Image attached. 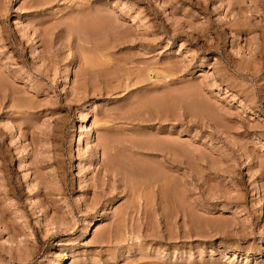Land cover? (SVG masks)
I'll use <instances>...</instances> for the list:
<instances>
[{
    "label": "rangeland",
    "instance_id": "obj_1",
    "mask_svg": "<svg viewBox=\"0 0 264 264\" xmlns=\"http://www.w3.org/2000/svg\"><path fill=\"white\" fill-rule=\"evenodd\" d=\"M0 264H264V0H0Z\"/></svg>",
    "mask_w": 264,
    "mask_h": 264
},
{
    "label": "bare ground",
    "instance_id": "obj_2",
    "mask_svg": "<svg viewBox=\"0 0 264 264\" xmlns=\"http://www.w3.org/2000/svg\"><path fill=\"white\" fill-rule=\"evenodd\" d=\"M96 21H97V20H96ZM90 22H91V21H90ZM96 23H97V22H96ZM158 141H159V140H158ZM153 142H154V141H153ZM149 143H151V142H149ZM153 144H156V147H158L157 144H159V142H156V141H155ZM154 147H155V146H154ZM148 148H149V147H148ZM151 148H153V146H152ZM153 149H155V148H153ZM121 151H122V150H121ZM113 153H114V152H113ZM128 164H129V163H128ZM132 164H133V163H132ZM132 164H131V165H132ZM129 167H130V166H129ZM133 168H134V167H133ZM135 169H136V167H135ZM132 170H133V169H132ZM141 170H142V174H143L144 171H146V170L143 171V169H141ZM138 171H140V169H139ZM140 172H141V171H140ZM92 220H93V219H92Z\"/></svg>",
    "mask_w": 264,
    "mask_h": 264
}]
</instances>
